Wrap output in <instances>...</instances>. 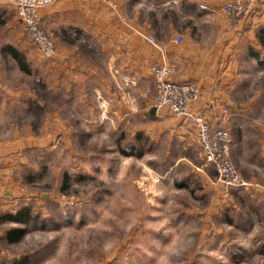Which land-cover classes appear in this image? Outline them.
Here are the masks:
<instances>
[{
  "label": "rangeland",
  "instance_id": "rangeland-1",
  "mask_svg": "<svg viewBox=\"0 0 264 264\" xmlns=\"http://www.w3.org/2000/svg\"><path fill=\"white\" fill-rule=\"evenodd\" d=\"M13 26L16 42L26 48L18 50L28 73L1 54L6 44L0 39V147L11 152L10 181L20 194L0 212V231L12 226L3 222L6 213L25 207L33 220L17 226L25 230L19 242L2 237L0 264L5 258L25 264H264V195L248 184L224 201L199 144L196 156L164 178L160 143L139 139L137 118L126 128L110 126L109 102L97 97L92 78L61 79V61L103 72L99 36L59 22L42 24L54 46L45 58L19 20ZM7 28L0 25V33ZM122 89L129 102L132 94ZM92 115L99 127L90 123ZM230 156L243 181L257 175L264 186V159L257 172Z\"/></svg>",
  "mask_w": 264,
  "mask_h": 264
},
{
  "label": "crops",
  "instance_id": "crops-1",
  "mask_svg": "<svg viewBox=\"0 0 264 264\" xmlns=\"http://www.w3.org/2000/svg\"><path fill=\"white\" fill-rule=\"evenodd\" d=\"M224 2L116 0L117 8L111 10L102 3L56 0L53 5L39 9L38 14L41 24L59 22L66 26L81 27L86 33L100 37L96 45L102 54L103 72L95 73L91 68H85V65L69 66L59 61L62 65L61 79L77 81L92 78L97 88V97L100 96L103 102H109L112 115L110 126L116 123L126 128L137 118L139 122L136 131L142 133L139 138H145L156 146L160 143V157L165 159L161 162L164 178L172 177L173 169L181 161L190 158L189 155L196 156L195 146L198 142L194 131L173 118L168 110L156 113L148 108L154 86L150 68L162 64L175 67V73L170 76L172 82L198 85L201 94L190 105L191 112L203 114L209 123L217 125L221 110H228L226 127L230 133L231 155L241 159V167L263 172V162L259 163L258 160L264 159V138L261 136L264 131V47L257 33L260 28H264V10L242 23L236 33H232L220 9ZM201 6L206 9H200ZM16 20L18 18L13 8L0 3V25L8 27L6 35L5 32L0 33V39L6 44L5 53L1 50V54L12 59V52L16 51L20 55L18 49L22 52L26 49L16 42L19 41L13 26ZM201 28L208 31H203V35L199 30ZM164 29L166 35L161 33ZM178 35L183 37V41L176 45L173 41ZM148 37H152L157 46L149 44ZM122 88H127L128 93L132 94V98H128L131 104L126 100ZM246 88L258 90L248 96L244 94ZM77 95L79 99L82 98V95ZM92 116L90 123L99 127L100 118ZM154 137H159L160 142ZM2 148L0 212L14 206L13 200L19 201L20 198V194L13 191L10 181L14 168L11 152ZM234 163L236 167L237 163ZM256 177H250L246 182L249 187H255L257 195H264V186L258 185ZM15 227L12 225L8 228ZM8 230L0 231V242ZM5 260L6 264L11 261L7 258Z\"/></svg>",
  "mask_w": 264,
  "mask_h": 264
},
{
  "label": "built area",
  "instance_id": "built-area-1",
  "mask_svg": "<svg viewBox=\"0 0 264 264\" xmlns=\"http://www.w3.org/2000/svg\"><path fill=\"white\" fill-rule=\"evenodd\" d=\"M85 3H103L111 10H116L117 4L113 0H75ZM56 0H0L15 11L22 24L29 41L41 52L45 58L54 54L53 39L43 30L38 10L51 6ZM205 10V7H200ZM227 18V25L231 31H238L242 23L255 17L264 10V0H228L220 8ZM182 36L174 39L176 45L182 42ZM147 42L156 46L153 38ZM153 76V94L150 108L156 113L168 110L172 117L181 121L195 132V138L200 146L205 162L210 165L221 184L222 198L228 201L232 192L247 189L248 183L243 181L239 171L231 161V139L226 127L229 112L222 109L219 113L218 124L209 123L203 114L193 113L190 105L199 98L201 91L196 84L174 83L170 76L174 74L173 66L168 64L153 65L150 68Z\"/></svg>",
  "mask_w": 264,
  "mask_h": 264
},
{
  "label": "trees",
  "instance_id": "trees-1",
  "mask_svg": "<svg viewBox=\"0 0 264 264\" xmlns=\"http://www.w3.org/2000/svg\"><path fill=\"white\" fill-rule=\"evenodd\" d=\"M263 37H264V28H260L258 33H257V38L259 39V41H261L262 47H264V41L262 40ZM12 55H13V58L17 60L18 64H20V68L25 73H28L25 64H23L24 62H23L22 57L16 51H15V53L12 52ZM136 139L138 140V138H136ZM132 154H128V155H132ZM2 218H3V222H6V223L11 224V225H15V226L27 225V224H29L31 222V220H33L32 217L30 216L29 210H27L25 207L20 209V211L17 214H15V215L6 213L4 215V217H2ZM245 220H247V219H245ZM249 221L250 220H247V222H249ZM24 233H25V230L22 229V228H20V229L19 228H10L5 233L4 238L9 243H17V242L20 241V239L23 238ZM10 264H25V262H24L23 259H21L20 261H18L16 263L11 262Z\"/></svg>",
  "mask_w": 264,
  "mask_h": 264
}]
</instances>
